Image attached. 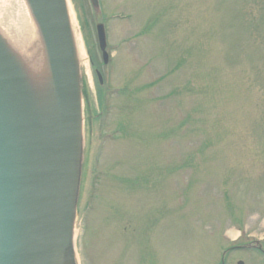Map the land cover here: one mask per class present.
<instances>
[{"label":"rangeland","instance_id":"374dc122","mask_svg":"<svg viewBox=\"0 0 264 264\" xmlns=\"http://www.w3.org/2000/svg\"><path fill=\"white\" fill-rule=\"evenodd\" d=\"M98 2L68 0L86 55L75 263L264 264V0Z\"/></svg>","mask_w":264,"mask_h":264},{"label":"water","instance_id":"95a60500","mask_svg":"<svg viewBox=\"0 0 264 264\" xmlns=\"http://www.w3.org/2000/svg\"><path fill=\"white\" fill-rule=\"evenodd\" d=\"M27 1L46 48L55 113L46 126L0 39V264H76L72 220L83 93L67 0ZM97 32L107 62L103 23ZM71 168L76 176L66 200Z\"/></svg>","mask_w":264,"mask_h":264},{"label":"bare ground","instance_id":"6f19581e","mask_svg":"<svg viewBox=\"0 0 264 264\" xmlns=\"http://www.w3.org/2000/svg\"><path fill=\"white\" fill-rule=\"evenodd\" d=\"M17 1L15 22L19 26L20 33H15L14 28L11 30L7 28L1 30L3 42L5 41L4 44L7 51L13 58L12 60L34 101L37 111L45 116L44 120L46 122L44 124L47 126V122H50V118L55 113L54 92L48 57L45 49H43L44 46H41L39 30L35 28L31 20L32 18L27 14L23 3L21 4V0ZM67 9L72 30L76 64L78 67H81V65H85L86 55L83 51L81 39L76 32L68 0ZM23 40H26L29 44L23 43ZM75 176L71 168L63 188V196L66 197V200L72 194L71 190H73L72 186Z\"/></svg>","mask_w":264,"mask_h":264},{"label":"flooded vegetation","instance_id":"af4514ba","mask_svg":"<svg viewBox=\"0 0 264 264\" xmlns=\"http://www.w3.org/2000/svg\"><path fill=\"white\" fill-rule=\"evenodd\" d=\"M259 242L258 241H256L254 244L252 243V245L250 244V246L252 247V248H257V249H260V250H262L261 249V247L259 246V247H256V245L258 244Z\"/></svg>","mask_w":264,"mask_h":264}]
</instances>
